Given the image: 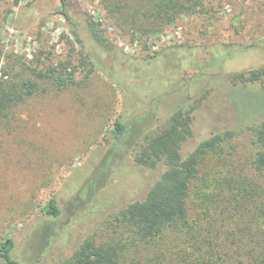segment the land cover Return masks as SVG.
Instances as JSON below:
<instances>
[{
	"label": "trees",
	"instance_id": "obj_1",
	"mask_svg": "<svg viewBox=\"0 0 264 264\" xmlns=\"http://www.w3.org/2000/svg\"><path fill=\"white\" fill-rule=\"evenodd\" d=\"M39 1L64 19L86 76L95 69L101 71L123 96L122 110L103 136L105 150L80 191L90 200L95 198L116 160L129 155L137 166L160 171L142 198L110 213L59 264H264V114L245 120L238 116L232 129L212 135L183 156L182 146L192 135L198 107L195 101L188 105L190 100L181 92L199 77L183 81L174 67L179 64L186 69L189 63L194 67L195 52L180 46L135 58L112 45L101 23L79 10L75 0H58L56 8L53 0ZM101 1L132 37L160 33L177 18L203 9V0ZM12 2L19 4V0ZM256 46L260 45L229 46L213 53L212 59L219 62ZM106 59L111 61L109 67L103 63ZM74 72L69 59L49 66L31 65L23 56L7 52L0 39V122L40 91L73 86ZM229 76L234 85L246 86L258 82L264 68ZM234 92L236 96L242 92L237 107H243L252 95ZM179 95L170 105L168 101ZM252 96L259 99V95ZM167 102L170 111L164 119L158 107ZM251 117L255 121L248 124ZM161 118L164 126L155 127ZM248 131L252 153L244 160L235 158L233 141ZM105 210L107 206L98 211L100 216ZM41 213L50 240L53 230L58 234L54 226L62 213L57 200L49 199ZM14 248L11 238L0 242V264H22L13 256Z\"/></svg>",
	"mask_w": 264,
	"mask_h": 264
},
{
	"label": "rangeland",
	"instance_id": "obj_2",
	"mask_svg": "<svg viewBox=\"0 0 264 264\" xmlns=\"http://www.w3.org/2000/svg\"><path fill=\"white\" fill-rule=\"evenodd\" d=\"M12 1L0 3V39L6 51L23 56L31 65L49 66L69 59L76 72L73 86L40 91L0 122V242L13 239V256L22 264H59L110 213L142 198L160 171L137 166L129 155L116 160L108 182L95 198L90 200L80 191L105 150L102 139L122 110L123 96L101 71L95 69L86 76L67 24L52 13L53 8L39 0H19L18 5ZM75 1L79 10L101 23L106 39L129 56L143 58L180 46L195 52L194 67L191 63L186 69L179 64L174 67L178 79L199 77L181 92L190 100L188 105L195 101L198 107L192 135L182 146L183 156L212 135L232 129L238 116L245 120L252 114H264V76L246 86L234 85L229 76L264 68V0H203L201 12L181 16L160 33L146 37L125 33L101 0ZM52 3L58 7V0ZM251 44L260 46L219 62L212 59L221 49ZM106 61L109 67L111 61ZM234 91H247L259 99L248 96L247 103L237 107L242 92L236 96ZM178 97L168 101L170 105ZM168 102L158 107L164 119L170 111ZM163 120L155 127L164 126ZM246 134L233 141L235 158L244 160L252 153L250 132ZM51 198L57 200L62 213L54 226L58 234L53 230L49 240L41 208ZM104 206L107 210L100 216L98 211Z\"/></svg>",
	"mask_w": 264,
	"mask_h": 264
}]
</instances>
